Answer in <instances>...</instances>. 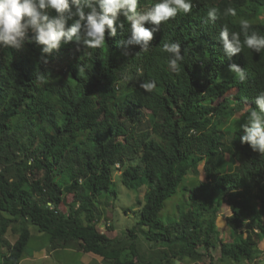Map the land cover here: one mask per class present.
<instances>
[{"label":"trees","instance_id":"obj_1","mask_svg":"<svg viewBox=\"0 0 264 264\" xmlns=\"http://www.w3.org/2000/svg\"><path fill=\"white\" fill-rule=\"evenodd\" d=\"M156 2L139 0L138 7ZM193 3L190 14L161 25L147 52L126 45L124 17L125 28L118 27L116 37L106 33L101 49L77 50L70 42L42 60L43 46L35 42L20 50L0 47V264H22L30 224L48 233L52 247L76 242L108 264L200 258L198 248L218 237L216 216L225 201L235 231L244 227L245 215L250 220L246 239L222 240L223 254L252 262L264 235V156L241 143V125L264 91V53L245 46L229 59L216 37L224 25L240 32L241 19L264 35L257 17L264 0ZM211 7L237 14L212 22ZM172 42L182 55L187 49L179 72L163 51ZM233 63L246 70L245 82L229 71ZM150 80L157 86L147 93L140 83ZM119 170L128 188L149 185L145 201L138 199L139 224L162 246L157 251L141 252L137 230L129 229L128 243L101 229H114L100 203L107 206L108 193L117 194L112 185ZM179 189L189 192L190 207L180 219L165 220L161 211ZM10 230L15 242L6 236Z\"/></svg>","mask_w":264,"mask_h":264},{"label":"clouds","instance_id":"obj_2","mask_svg":"<svg viewBox=\"0 0 264 264\" xmlns=\"http://www.w3.org/2000/svg\"><path fill=\"white\" fill-rule=\"evenodd\" d=\"M138 5L139 0H0V47L20 50L26 41L35 42L43 46L42 60H46V54L70 42H75L77 50L80 46L101 49L106 43V33L109 37H116L118 27L125 28V22L121 20L124 17L130 26L126 45H138L141 52H147L154 33L161 30L162 24L190 14L195 6L193 0H158L147 10L140 9ZM52 10L56 15H50ZM236 14L232 7H226L222 13L211 7L207 18L215 22L221 16L234 17ZM69 21H72L70 26ZM216 40L229 59L241 53L245 46L255 53H264V35H259L246 19L240 21V32L230 31L224 25ZM163 51L169 54L170 67L179 72L187 49L182 55L180 44L172 42L164 43ZM229 71L238 76L240 82L247 80L246 70L239 65L230 64ZM156 86L154 80L140 83L147 93ZM253 100L256 107L249 112L247 122L241 125L244 133L241 143L250 145L253 151L264 156V91Z\"/></svg>","mask_w":264,"mask_h":264},{"label":"crops","instance_id":"obj_3","mask_svg":"<svg viewBox=\"0 0 264 264\" xmlns=\"http://www.w3.org/2000/svg\"><path fill=\"white\" fill-rule=\"evenodd\" d=\"M110 213V212H109ZM233 213V209L228 202H224L220 208L216 216V225L219 231L218 237H215V240L211 239V244L209 248L205 249L203 247H199L198 250L202 252L204 255L200 258L186 255L183 258L174 257L171 259L170 264H239V262H235L231 258H225L227 255L224 256L223 254V247H222V240L225 238L224 242H232L239 237H242V240L246 239L248 235L247 226L249 224V217L245 215L243 228L240 229L238 232L235 231L232 227L229 226L228 217ZM264 222V216H263ZM104 223V221H102ZM107 231V230H106ZM110 231H114L115 234H110ZM111 238H115L119 236V232L116 230H110L106 232ZM241 235V236H240ZM36 239L37 241L31 252L30 255H26L22 262L25 259L31 258L33 260L42 259L46 262L49 259H53V264H108L105 260L104 256L91 252V251H84L79 243H70L65 245L64 247H52L50 237L45 232L32 233V237L30 240ZM219 239V240H218ZM218 240V241H217ZM258 253L255 254L253 257L252 262L248 259H245L243 264H264V235L260 239L258 245ZM157 251L153 248H146L143 252L149 254L150 252ZM50 264H52L50 262Z\"/></svg>","mask_w":264,"mask_h":264},{"label":"rangeland","instance_id":"obj_4","mask_svg":"<svg viewBox=\"0 0 264 264\" xmlns=\"http://www.w3.org/2000/svg\"><path fill=\"white\" fill-rule=\"evenodd\" d=\"M261 12L257 14L258 19L264 20V6L261 7ZM1 66V65H0ZM148 114L146 115V117ZM145 117V118H146ZM200 176L204 180L205 179V173H204V167L203 164L200 165ZM119 173L121 171L115 172V184L112 185V189H115L117 194L108 193L107 198V206L103 203H100L101 207V213L104 215L106 211H110L108 217L110 218L111 224L114 227V230L119 232L120 237L127 236V233L129 232V229H134L139 232V238H138V245L141 250V252L146 248H153L155 250L160 249L162 246L160 244L154 243L152 241H149L146 238V235L141 230L142 226L140 223V217H139V208L140 205L138 203V199L142 198L143 201H145L146 198V192L149 189L148 183H143L141 187L136 188H128L126 185L123 184L121 179L119 178ZM188 193L186 190L179 189V192L175 194L173 197L169 198L166 202L165 208L161 211V217L166 219H169L171 217L180 219V215L182 212H185L190 207V198H188ZM188 198V200H186ZM73 199V194L68 195V200L71 201ZM105 222V221H104ZM146 228V227H145ZM102 231L109 232L108 228H101ZM30 230L32 233H38L37 227L34 224H30ZM46 233V232H45ZM48 234V233H47ZM110 234H115V232L110 231ZM7 238L11 242H15L17 235L14 234L11 230L7 233ZM128 243H131V240L127 239ZM225 241L224 239H221ZM39 241L36 239H32L29 241L25 251L24 256L30 255L32 252V248L34 244ZM207 247V246H206ZM131 249H129L130 251ZM32 257V256H31ZM53 264V259H49ZM50 262H46L42 259H25L22 264H50Z\"/></svg>","mask_w":264,"mask_h":264},{"label":"bare ground","instance_id":"obj_5","mask_svg":"<svg viewBox=\"0 0 264 264\" xmlns=\"http://www.w3.org/2000/svg\"><path fill=\"white\" fill-rule=\"evenodd\" d=\"M210 46V45H209ZM221 47V46H220ZM214 50V49H213Z\"/></svg>","mask_w":264,"mask_h":264}]
</instances>
